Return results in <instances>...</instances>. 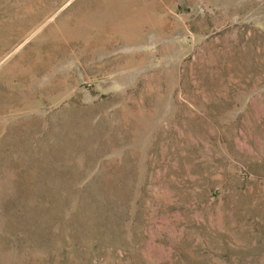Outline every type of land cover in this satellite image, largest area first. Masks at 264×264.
Wrapping results in <instances>:
<instances>
[{
	"label": "rangeland",
	"instance_id": "rangeland-1",
	"mask_svg": "<svg viewBox=\"0 0 264 264\" xmlns=\"http://www.w3.org/2000/svg\"><path fill=\"white\" fill-rule=\"evenodd\" d=\"M0 264H264V0H0Z\"/></svg>",
	"mask_w": 264,
	"mask_h": 264
}]
</instances>
